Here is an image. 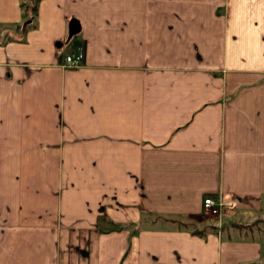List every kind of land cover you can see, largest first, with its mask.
Masks as SVG:
<instances>
[{"label": "crops", "instance_id": "crops-1", "mask_svg": "<svg viewBox=\"0 0 264 264\" xmlns=\"http://www.w3.org/2000/svg\"><path fill=\"white\" fill-rule=\"evenodd\" d=\"M19 2L0 0V264H264V0Z\"/></svg>", "mask_w": 264, "mask_h": 264}, {"label": "built area", "instance_id": "built-area-1", "mask_svg": "<svg viewBox=\"0 0 264 264\" xmlns=\"http://www.w3.org/2000/svg\"><path fill=\"white\" fill-rule=\"evenodd\" d=\"M84 53L83 51H77L76 53L66 54L64 57L63 66L76 67L83 63ZM233 200L228 197H214L205 196L202 200V210L204 213L221 216L229 213L233 208Z\"/></svg>", "mask_w": 264, "mask_h": 264}, {"label": "trees", "instance_id": "trees-1", "mask_svg": "<svg viewBox=\"0 0 264 264\" xmlns=\"http://www.w3.org/2000/svg\"><path fill=\"white\" fill-rule=\"evenodd\" d=\"M37 1L38 0H20L19 5L26 15L29 14V17H32L36 14Z\"/></svg>", "mask_w": 264, "mask_h": 264}, {"label": "rangeland", "instance_id": "rangeland-1", "mask_svg": "<svg viewBox=\"0 0 264 264\" xmlns=\"http://www.w3.org/2000/svg\"><path fill=\"white\" fill-rule=\"evenodd\" d=\"M247 224H248L247 226L252 228L249 231L252 230L251 232L257 233V232H259V230H261L262 227H264V218H262V219H252Z\"/></svg>", "mask_w": 264, "mask_h": 264}, {"label": "water", "instance_id": "water-1", "mask_svg": "<svg viewBox=\"0 0 264 264\" xmlns=\"http://www.w3.org/2000/svg\"><path fill=\"white\" fill-rule=\"evenodd\" d=\"M69 35H73L79 31V23L76 19L72 18L68 23Z\"/></svg>", "mask_w": 264, "mask_h": 264}]
</instances>
